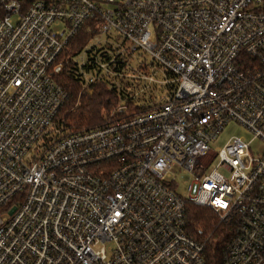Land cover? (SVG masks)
<instances>
[{
    "label": "built area",
    "instance_id": "1",
    "mask_svg": "<svg viewBox=\"0 0 264 264\" xmlns=\"http://www.w3.org/2000/svg\"><path fill=\"white\" fill-rule=\"evenodd\" d=\"M61 70L117 92L100 122L59 116ZM229 121L263 147L207 171ZM187 204L232 226L221 264H264V0H0V264H205Z\"/></svg>",
    "mask_w": 264,
    "mask_h": 264
},
{
    "label": "trees",
    "instance_id": "2",
    "mask_svg": "<svg viewBox=\"0 0 264 264\" xmlns=\"http://www.w3.org/2000/svg\"><path fill=\"white\" fill-rule=\"evenodd\" d=\"M90 29L82 28L70 42V50H78L93 35V23H86ZM54 79L67 92V98L60 108L59 116L66 124L75 127H87L97 124L103 119L104 113L114 104L117 92L106 84L98 83L91 93L80 90L77 80L64 72L53 71ZM186 231L204 245L203 257L205 264H221L224 248L233 234L231 225L222 223L217 214L209 207L186 205Z\"/></svg>",
    "mask_w": 264,
    "mask_h": 264
},
{
    "label": "rangeland",
    "instance_id": "3",
    "mask_svg": "<svg viewBox=\"0 0 264 264\" xmlns=\"http://www.w3.org/2000/svg\"><path fill=\"white\" fill-rule=\"evenodd\" d=\"M79 56L80 55H78L77 57ZM234 136L243 137L246 141H248L250 145V150L253 153H257L263 147L262 141L258 138H254L253 133L249 129L245 128L244 126H242L241 124L235 121H229L223 127V129L218 133V135L213 140L209 141L210 150L209 153L204 158V164H208V167L206 169L207 171L212 170L218 165L220 161V156L214 154L218 153L219 149L225 146L229 141V139ZM218 171L224 174L225 176H227L228 178H231V172L225 169L224 167H220ZM189 180H191L190 174H182L180 172L177 173L175 176V181L178 183L177 191L178 192L186 191V187L184 184L185 182H189Z\"/></svg>",
    "mask_w": 264,
    "mask_h": 264
}]
</instances>
